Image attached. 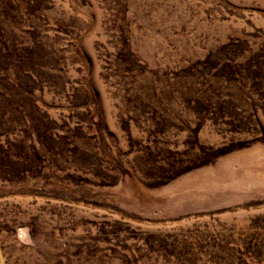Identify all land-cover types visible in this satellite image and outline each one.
Instances as JSON below:
<instances>
[{"label": "rangeland", "instance_id": "obj_1", "mask_svg": "<svg viewBox=\"0 0 264 264\" xmlns=\"http://www.w3.org/2000/svg\"><path fill=\"white\" fill-rule=\"evenodd\" d=\"M0 264H264V0H0Z\"/></svg>", "mask_w": 264, "mask_h": 264}]
</instances>
